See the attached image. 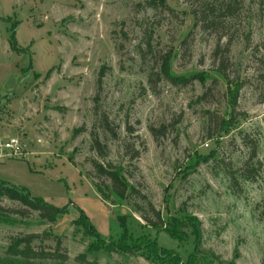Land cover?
I'll use <instances>...</instances> for the list:
<instances>
[{
	"label": "rangeland",
	"instance_id": "374dc122",
	"mask_svg": "<svg viewBox=\"0 0 264 264\" xmlns=\"http://www.w3.org/2000/svg\"><path fill=\"white\" fill-rule=\"evenodd\" d=\"M237 1L219 31L197 21V0L159 8L152 0H0V143L23 145L19 154L0 148V181L68 209L50 222L35 210L12 212L25 206L0 196V257L11 258L13 237L40 233L33 245L49 254L23 262L264 264V0ZM167 56L177 84L160 74ZM97 105L117 138L99 125ZM93 130L106 156L93 148ZM94 160L121 169L141 195L117 200ZM151 205L162 227L144 219H157ZM80 210L104 239L75 223ZM120 218L128 244L118 243ZM56 237L66 259L50 254Z\"/></svg>",
	"mask_w": 264,
	"mask_h": 264
},
{
	"label": "trees",
	"instance_id": "16d2710c",
	"mask_svg": "<svg viewBox=\"0 0 264 264\" xmlns=\"http://www.w3.org/2000/svg\"><path fill=\"white\" fill-rule=\"evenodd\" d=\"M237 0H197V3H192V13L195 15L198 22H202L205 27L204 28H211L214 27L215 29L219 31H224L226 29L225 24L229 23L230 20H232L237 12L239 11V5ZM152 6L159 8L160 6H165V0H152ZM261 13L264 14V4L261 3L260 5ZM226 36V33H222L219 36V43H218V49L216 50V53L221 50V41ZM233 40L229 39L226 43L225 51L229 52L230 47ZM16 46V43H15ZM261 49H264V38L261 44ZM225 58H228V55H225L224 59L221 62V66L219 69V73L227 79V75L225 74ZM158 74V73H157ZM160 74H162L167 80L179 83L180 77L174 73H172L171 70V60L170 57L167 56L163 59V62L161 64V71ZM152 75H154L152 73ZM104 71L101 70L99 73L98 83L101 85L103 78H104ZM153 88H156L157 80L153 77L150 79ZM188 81V80H187ZM240 87L237 88V94L234 96V100L232 102L233 109L236 108L237 104V95L239 94L240 89L243 87L244 82L238 83ZM262 100H264V95L262 97ZM96 115L98 117V123L101 127H103L106 131L110 132L114 138L118 137V130L116 126L113 125L110 117L103 113L100 114L98 105L96 106ZM79 129H76L75 132H78ZM135 130V127L131 125L130 123L127 124V131L133 132ZM152 133L154 134L156 140H158V134L157 130L155 128H151ZM92 135V141H93V148L102 156L107 155V146L103 144L99 139V134L97 131L93 130L91 132ZM140 155V151L136 150L135 155H133V158H137ZM257 157V151L256 148L253 147L252 154L249 157L248 163H250L254 158ZM93 165L95 169L97 170L99 175L107 176L111 180V191L116 196L117 200H124L125 198L129 197L130 194H139L141 195V192L136 189L133 185H131L130 181L125 177L123 174V171L119 168H116L114 165L110 164V166H106L101 162H98L97 160H94ZM248 170H252L251 167H248ZM251 172V171H249ZM247 178H252L251 173H248ZM98 191L102 194L103 197H105L103 189L97 184ZM0 196H7L10 199L18 200L20 201L25 208L24 209H12V212L21 214L23 216H27L28 210H35L39 212V215L42 219L55 222L60 215L67 212V208H60L55 206L54 204L46 201L42 197L33 196L29 189L25 186L16 185L9 183L7 181H0ZM152 210L155 212L157 219H151L147 215L144 217V219L147 221L149 225H152L153 227H162L164 225V221L162 218V215L159 211H157L153 205H151ZM122 220V223L124 225V232L122 236L120 237L118 243L120 244H128V241L132 239V234H130V231L128 230V227L125 225V222L127 219L120 218ZM75 223L81 225L82 227L87 229V232L90 235L96 236L97 238H101V235L96 231L94 226L89 221V218L85 214L83 210H80V217L75 221ZM194 227V234L197 235V241L201 242L202 235L199 231V228L196 225H193ZM165 230L169 235H171L175 239H180L182 236V231L178 228H169L166 227ZM48 236H52L51 233L48 234ZM42 237L40 233H28L26 235H18L12 238L11 243L8 247V254L11 255V258L9 257H0V263L1 264H28L26 262H23L20 258H43L47 254L46 251L39 247H35L33 245L34 240ZM56 248L53 251V255H59L61 258L66 259L68 257L67 252L62 250V239L60 237H56ZM150 243V242H149ZM150 247H152V243H150ZM156 246L158 244L154 243ZM149 248V246H148ZM61 250L63 251L61 253ZM151 253L156 254L155 248L151 249ZM20 256V257H19Z\"/></svg>",
	"mask_w": 264,
	"mask_h": 264
},
{
	"label": "built area",
	"instance_id": "2783aa9c",
	"mask_svg": "<svg viewBox=\"0 0 264 264\" xmlns=\"http://www.w3.org/2000/svg\"><path fill=\"white\" fill-rule=\"evenodd\" d=\"M5 148L4 150H11L12 154L22 153V142H20L19 138L13 137L9 141L5 143H0V148Z\"/></svg>",
	"mask_w": 264,
	"mask_h": 264
}]
</instances>
